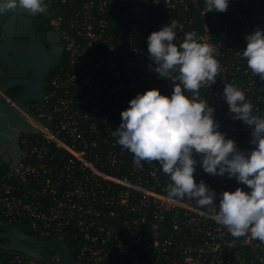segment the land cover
I'll use <instances>...</instances> for the list:
<instances>
[{
	"label": "built area",
	"instance_id": "built-area-1",
	"mask_svg": "<svg viewBox=\"0 0 264 264\" xmlns=\"http://www.w3.org/2000/svg\"><path fill=\"white\" fill-rule=\"evenodd\" d=\"M54 19L65 66L48 80L45 126L22 134L26 157L0 169V225L13 223L40 239L64 242L76 264H264V241L234 237L211 218L210 207L170 197L171 182L156 162L138 168L113 135L121 111L137 93L158 88L171 95L173 82L150 68L147 37L175 20L177 45L194 32L215 49L216 83L201 89L215 108L220 131L248 150L251 129L229 118L222 98L226 83L241 88L264 116V81L247 66L245 34L264 28V0H238L239 7L204 12V0H136L114 18L117 0H56ZM191 95V93H187ZM215 189L234 191L233 177L194 173ZM51 259L58 261L57 255ZM0 264H48L0 249Z\"/></svg>",
	"mask_w": 264,
	"mask_h": 264
},
{
	"label": "clouds",
	"instance_id": "clouds-1",
	"mask_svg": "<svg viewBox=\"0 0 264 264\" xmlns=\"http://www.w3.org/2000/svg\"><path fill=\"white\" fill-rule=\"evenodd\" d=\"M231 0H204V12H225ZM9 9L32 14L48 11L47 0H0V13ZM175 20L152 31L147 37L149 68L160 78L173 82L171 95L158 88L137 93L120 113L121 123L113 135L130 151L134 164L158 165L170 183V197L192 199L200 207H210L211 218L234 237L264 241V116L253 114L245 92L226 83L222 98L229 118L251 129V149L241 150L234 139L220 131L214 106L201 97V89L216 83L220 63L215 49L199 41L196 33H185L179 45ZM241 54L248 68L264 81V28L245 34ZM187 93H191L188 95ZM213 176L235 178L234 191L217 193L202 179L197 182V165Z\"/></svg>",
	"mask_w": 264,
	"mask_h": 264
},
{
	"label": "flooded vegetation",
	"instance_id": "flooded-vegetation-1",
	"mask_svg": "<svg viewBox=\"0 0 264 264\" xmlns=\"http://www.w3.org/2000/svg\"><path fill=\"white\" fill-rule=\"evenodd\" d=\"M48 11L44 14H32L27 10L9 9L0 13L2 20L0 28V54L9 58L7 63L0 62V88L10 99H18L28 93L27 87H21L15 82H26L33 76L30 66L18 62L22 54L26 53L32 61L40 65L48 62L50 68L45 74V86L42 92L34 96L36 102H23L29 106L30 115L46 114L47 103L44 96L47 83L51 75L59 71L65 58L59 32L55 29L54 19L63 13V7L56 0H47ZM21 27L17 30V23ZM32 99V100H33ZM39 99V100H38ZM2 244L6 240H1Z\"/></svg>",
	"mask_w": 264,
	"mask_h": 264
},
{
	"label": "water",
	"instance_id": "water-1",
	"mask_svg": "<svg viewBox=\"0 0 264 264\" xmlns=\"http://www.w3.org/2000/svg\"><path fill=\"white\" fill-rule=\"evenodd\" d=\"M2 20L0 19V28ZM16 27L17 30L20 29L19 22ZM8 61L7 56L0 54V62L7 63ZM18 62L30 66L33 76L26 82L14 83L28 89V93L21 98L10 99L4 95V89L0 88V167L6 168L18 165L26 157L25 152L19 146L21 135H37L39 133L27 119L30 110L29 106H24L23 102L37 101L33 97L44 89L45 74L50 68L48 62L40 65L37 61H32L26 53L22 54ZM33 120L45 126L44 118H33ZM1 240H6V243L2 244ZM0 249L24 253L48 264H76L64 242L58 239H40L13 223L0 225ZM54 253L57 255L58 261L51 259V255Z\"/></svg>",
	"mask_w": 264,
	"mask_h": 264
},
{
	"label": "trees",
	"instance_id": "trees-1",
	"mask_svg": "<svg viewBox=\"0 0 264 264\" xmlns=\"http://www.w3.org/2000/svg\"><path fill=\"white\" fill-rule=\"evenodd\" d=\"M136 0H117L116 5H115V9H114V18H116V21L119 24H122L123 22H125L122 13L124 11H131L135 5H136ZM232 8V10L236 9L239 7V1L238 0H231L230 4H229ZM65 66V61L64 64L62 65V68ZM6 167H0V169H4Z\"/></svg>",
	"mask_w": 264,
	"mask_h": 264
},
{
	"label": "bare ground",
	"instance_id": "bare-ground-1",
	"mask_svg": "<svg viewBox=\"0 0 264 264\" xmlns=\"http://www.w3.org/2000/svg\"><path fill=\"white\" fill-rule=\"evenodd\" d=\"M27 119L30 121L31 124H33L34 126L36 125L35 122H34V120L32 118L27 117Z\"/></svg>",
	"mask_w": 264,
	"mask_h": 264
}]
</instances>
